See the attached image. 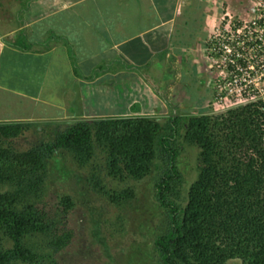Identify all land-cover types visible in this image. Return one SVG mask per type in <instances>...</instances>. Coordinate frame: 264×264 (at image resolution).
I'll return each instance as SVG.
<instances>
[{
    "label": "trees",
    "instance_id": "obj_1",
    "mask_svg": "<svg viewBox=\"0 0 264 264\" xmlns=\"http://www.w3.org/2000/svg\"><path fill=\"white\" fill-rule=\"evenodd\" d=\"M30 128L0 125V144L10 145H0V264H43L71 245L72 199L61 197L55 210L40 201L48 164L58 152L79 166L95 161L89 188L113 205L133 198V191H108L103 179L142 181L157 173L154 198L167 221L153 243L160 264H264V100L175 115L164 124L148 117L81 120L51 142L15 150L11 142ZM183 143L199 151L184 205L177 166ZM36 237L46 241L50 256L29 243Z\"/></svg>",
    "mask_w": 264,
    "mask_h": 264
},
{
    "label": "crops",
    "instance_id": "obj_2",
    "mask_svg": "<svg viewBox=\"0 0 264 264\" xmlns=\"http://www.w3.org/2000/svg\"><path fill=\"white\" fill-rule=\"evenodd\" d=\"M230 3L0 0V125L32 129L47 126L53 115L62 119L57 125L82 119L91 115L85 98L96 86L137 95L116 103L117 118L210 113L216 73L206 38L223 15L242 10ZM46 88L73 96L48 100L40 97Z\"/></svg>",
    "mask_w": 264,
    "mask_h": 264
},
{
    "label": "rangeland",
    "instance_id": "obj_3",
    "mask_svg": "<svg viewBox=\"0 0 264 264\" xmlns=\"http://www.w3.org/2000/svg\"><path fill=\"white\" fill-rule=\"evenodd\" d=\"M253 2L254 0H231L230 5L243 10L247 6L251 7ZM48 65L49 63L46 62L45 67L47 68ZM52 71H55V65ZM53 73H51L52 76ZM49 81L53 82V78ZM90 89L85 99L88 101L86 111L91 115L82 119L69 118V124L64 125L54 124L62 119L53 115L49 117L52 119L50 124L47 126L40 124L37 128L25 131L11 142V146L17 151H25L40 142H51L56 133L78 121L114 117L112 114L114 110L117 111L116 103L119 102L122 105V100L127 101L130 97L137 96L118 94L117 88L110 92L104 91L99 86ZM63 95L70 98L73 96L54 94L46 88L40 97L56 100V98L64 97ZM217 111L220 110L212 108L209 110L211 113ZM156 120L161 124L166 122V119ZM0 145L10 146L2 143ZM198 153L196 147L182 144L177 159V166L183 177L179 196V203L182 205L186 203L189 186L197 177ZM92 165H96L95 161ZM92 165L79 166L66 152H58L48 164L47 178L40 201L49 204L54 210L57 209L60 198L65 195L69 196L74 203L68 215L69 225L74 229L72 243L53 256V261L58 264H160L155 256L153 243L155 238L165 231L167 221L165 211L159 207L154 198L153 184L157 173L153 172L142 181L118 182L103 179L108 191L121 192L124 189L133 191V198L121 205H113L106 196L89 188L87 179L92 171ZM29 243L38 254L51 255L43 238H32ZM7 246H10V243ZM48 261L43 264H53L52 260ZM229 264H237V262Z\"/></svg>",
    "mask_w": 264,
    "mask_h": 264
},
{
    "label": "built area",
    "instance_id": "obj_4",
    "mask_svg": "<svg viewBox=\"0 0 264 264\" xmlns=\"http://www.w3.org/2000/svg\"><path fill=\"white\" fill-rule=\"evenodd\" d=\"M206 55L216 73L209 107L264 100V0L223 15L206 38Z\"/></svg>",
    "mask_w": 264,
    "mask_h": 264
}]
</instances>
